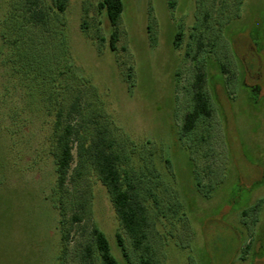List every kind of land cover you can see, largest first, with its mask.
<instances>
[{"label": "rangeland", "instance_id": "obj_1", "mask_svg": "<svg viewBox=\"0 0 264 264\" xmlns=\"http://www.w3.org/2000/svg\"><path fill=\"white\" fill-rule=\"evenodd\" d=\"M100 1L68 0L60 13L37 0L27 17L47 33L18 23L21 0H0V264H101L93 227L118 264H264V0H121L113 52ZM198 69L211 116L180 138ZM56 111V136L80 125L89 145L107 132L146 210L141 249L75 143L60 217Z\"/></svg>", "mask_w": 264, "mask_h": 264}, {"label": "trees", "instance_id": "obj_2", "mask_svg": "<svg viewBox=\"0 0 264 264\" xmlns=\"http://www.w3.org/2000/svg\"><path fill=\"white\" fill-rule=\"evenodd\" d=\"M52 1L56 11L60 13L65 10L68 2V0ZM20 4V8H22V10H18L19 16H16L19 19L18 23H23L25 25L30 24V26L32 27H37L39 30L49 33L44 20L39 24L37 21H32L31 19H29L28 17L30 16L27 17L28 14H31V11L42 10L40 7H38L37 0H21ZM98 8L102 11L107 25L110 28L109 49L113 52L115 51V42L117 40L116 26L123 9L122 1L101 0L98 3ZM44 17L47 24H50L45 12ZM40 27L42 28L40 29ZM180 36L181 33L178 32L175 36V46H178ZM75 80L76 79L74 78V81ZM204 81L205 73L201 69H198V71L194 75V81L192 83L190 108L185 113L179 129L180 138L191 133L199 120L206 119L211 116V106L203 90ZM44 92H46V90ZM52 93L53 91L49 90L46 95L48 97H46L47 100L45 104V116H49L52 113L54 104H56V99L52 96ZM75 109L76 105H72L71 110L74 111ZM60 116V111H56L54 119L50 124L49 130V138L53 141V148L51 153L54 165L56 186L55 188H53V190L58 196V200L56 203L57 208L60 211L61 206L59 202V195L62 193V189H64L68 185L67 174L73 161L71 149L72 143H75L78 147V154L81 158L82 164H87L90 168H92L98 181L104 187L109 201L113 207L114 213L117 217V220L121 228L130 239L132 247L135 250L141 249L147 240L146 230L148 227V218L146 210L138 194L134 192L129 185H126V187L123 186L121 175L118 169L119 158L118 155L111 150L112 144L107 139V132H105V130L99 129L96 133V136L93 140H91L89 145L85 144L86 139L84 136H82L83 133H80L77 129V127H79L80 125L73 127L68 124L62 130V132L56 136L60 126ZM75 198L77 199V205L81 206L85 203L80 202L81 197ZM244 213L245 212H243V214ZM61 216L62 212L60 211V217ZM72 219L74 220V222L79 221V217L77 215H74ZM58 224H60V226L58 225V229H60L59 235L63 250L68 240L69 229L63 228V219H60L58 221ZM92 234L100 263L118 264L111 253L109 242L103 232H101L96 227H93ZM115 238L117 246L125 256L123 240L121 236L119 234H116ZM243 252L245 251L243 250ZM140 264H154V262L150 257H144L140 260Z\"/></svg>", "mask_w": 264, "mask_h": 264}]
</instances>
